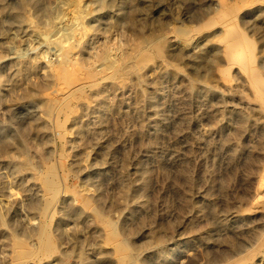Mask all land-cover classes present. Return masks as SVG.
Returning a JSON list of instances; mask_svg holds the SVG:
<instances>
[{
  "label": "rangeland",
  "instance_id": "1",
  "mask_svg": "<svg viewBox=\"0 0 264 264\" xmlns=\"http://www.w3.org/2000/svg\"><path fill=\"white\" fill-rule=\"evenodd\" d=\"M232 5L264 74V2L0 0V264H16L15 245L25 264H227L255 244L264 111L221 53L216 19ZM74 9L85 15L75 54L86 69L106 51L126 71L135 45L153 58L98 75L67 118L49 110L58 55L46 33L75 23ZM50 167L62 188L47 215L39 177ZM241 264H264V248Z\"/></svg>",
  "mask_w": 264,
  "mask_h": 264
},
{
  "label": "bare ground",
  "instance_id": "2",
  "mask_svg": "<svg viewBox=\"0 0 264 264\" xmlns=\"http://www.w3.org/2000/svg\"><path fill=\"white\" fill-rule=\"evenodd\" d=\"M251 1L252 2L254 1V2H257V3H258V1L264 2V0H251ZM247 3L249 4L250 2H247ZM243 7L244 6H242V8ZM78 8H79V6H78ZM226 9L227 8H225L223 11L220 9L221 11L220 10H219L220 12L218 11L219 14L217 12L218 19H216V21H219V19H220V21L222 19H224L223 23H222L223 24V30L221 32V35L219 36V41L221 42V44H220L221 53L226 58L228 64H230V65H233V64L236 65L237 64L238 68L240 67V69L244 71V73L246 74V78H247L248 84H249V86H250V88H251V90L253 92L254 98L261 105V107H262V109L264 111V74H263L262 71L259 70V68L256 65V55L254 53L253 54H248V51H250V50H252L254 48V43H253L252 39H250L247 36V34L238 27V25H237V23L235 21V16H236V7H235V5L234 6L232 5V7L228 8L227 10ZM74 10H76V9H74ZM74 10H73V12H74ZM78 10L79 9L76 10V13H77ZM239 11H237V12H239ZM76 13H74V18L76 16ZM78 15H81V14L77 13V16ZM83 17L81 16L82 19H83ZM16 19H19V18L16 17ZM27 19H28V17H27ZM75 20L76 21H74V22L76 24L72 23L73 27H71L72 26L71 25L70 27H67V28L63 29V26H62L60 31L56 32V29H55V30H53V32L51 31L49 33V31H48V34L46 33V39L49 41L48 43H50L48 46L49 47H50V45L53 46V48L56 49V52H55V53H57L56 55H58L57 64L56 65L54 64L55 65L54 69H53L54 71L52 72L53 73V85H54V87H52V88H54V89H52V92H51V95H50V100H52V104L50 105L48 103L49 106H50L49 110L54 112V113H56L57 116L61 114V115H64L65 117H67V118L70 117V114L74 112V109H73V106H72V99L77 98V97H83V95H84L83 94L84 87L86 86V84L92 82V80L94 78H96L98 75H101L102 73H105L108 76L109 75L111 76V74H112L115 77L120 78L119 76L122 77V75H124V73H128V72H131V71H134V70L136 71V70H139V69L143 68L142 67L143 66V62L145 60H147L150 56L152 57V55H150V54L148 55V53L146 54L145 52H143V54H142L141 52H139L140 49H141L140 46L136 47V45H135V49H133V50L137 51V54L139 56L138 55H136V56L139 59L135 56L138 60L135 61V62H132L133 64L130 61H128V63L130 62L132 64V65L130 64L132 67L129 68V69L127 68L126 71H124V68H126L127 65L124 68H122L121 65L118 62H116L114 60H111L106 55H104L105 52H106L105 51L99 57V59L97 58L98 59V62H97L98 66H97L96 70L94 69L95 71H93V70L90 71V68L86 69V67L83 66V63H81L78 60L79 57L76 58V56H78V55L75 54V49H76L77 45H79V47H80V46H83L86 43L87 38H88V31H87V29H85V25L84 26L81 25V26L84 27V29H83V27H78L81 24V22H80L81 20H80L79 16H78L77 19L75 18ZM71 22H73V21H71ZM55 24H56V21H55ZM35 27H37V26H35ZM78 28L81 30V33L79 31V34H81L80 35L81 38H80V40L78 38L79 41L77 40L78 42L76 41L74 43L72 41L73 40L72 38H73V36L75 34L74 32H76L78 30ZM186 31H188V30H186ZM54 32H56V33L54 34ZM181 32H183V31L181 30ZM184 34H185V32L183 33V35ZM43 37L45 38V35ZM76 43H79V44L76 45ZM165 44H166V42L163 41V40H159V41L155 40V47L154 48H155V53L158 56H163L164 55L163 51H164V45ZM50 48H52V47H50ZM53 48H52V50H53ZM139 53H141V54H139ZM149 59H151V58H149ZM93 67H94V65H93ZM93 81L95 82L96 80H93ZM47 107H48V105H47ZM56 117H55V119H56ZM56 121H57L56 124H57L58 129L63 128V126L61 127L62 124L60 123V121H58V118H57ZM247 123H246V125H247ZM21 169H23V168H21ZM61 178H58V179H61ZM39 179L41 180L45 191L49 194V195L47 194L49 197L46 200V202L44 204V207H42L43 209L42 208L41 209L47 215H49V212H52L50 210H51V208H53V205H54V203L56 201L55 198L58 197L57 195L61 191V188H62L61 185H60L61 180H60V182L58 181L57 176H56V169L51 168V167L47 170V172L44 175L40 176ZM88 201L90 203V200H88ZM86 202H87V198H86ZM89 203H87V204H89ZM88 207H89V205H88ZM252 209L260 211L262 213V215H263V218H264V169H263V172L261 173V175L259 176V182H258V185L256 187V197H255V199L252 202ZM97 217H98L99 220H101V217H99V216H97ZM101 222L103 223L102 220H101ZM48 225H50V224L49 223L43 224L41 226V230H39L40 231V237H41L40 241H42L41 244L44 246V248H46V250H49V247L52 245V242H53V239H52V236L50 234ZM245 243H244V245H245ZM125 246L126 245H124V247ZM263 248H264V233L261 234L259 237H257V240H256V242H255V244L253 246L251 245L249 248L244 249V252L242 254H240L239 257H237L235 260H233V261H231V262H229L227 264H238V263L241 264V263H244L245 261L251 260L252 258H254L257 255L259 250H261ZM242 251H243V249H241V252ZM29 254L30 253L28 251L23 250L22 247H20V245H15V247L13 249V256H14V259H16V264H25L24 258H26V256H28ZM126 255H124V256H126ZM124 256H122V258ZM125 261H127V259ZM133 264H142V263L141 262H139V263L136 262V263H133Z\"/></svg>",
  "mask_w": 264,
  "mask_h": 264
}]
</instances>
